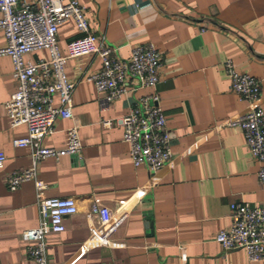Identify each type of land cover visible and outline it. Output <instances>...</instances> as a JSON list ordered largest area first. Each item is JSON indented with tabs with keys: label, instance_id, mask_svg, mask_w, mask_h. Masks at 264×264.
Segmentation results:
<instances>
[{
	"label": "crops",
	"instance_id": "crops-1",
	"mask_svg": "<svg viewBox=\"0 0 264 264\" xmlns=\"http://www.w3.org/2000/svg\"><path fill=\"white\" fill-rule=\"evenodd\" d=\"M67 1V0H64ZM89 31L128 59L136 45L151 44L160 58L153 89L128 83V92L110 103L85 77L100 68L90 55L68 58L67 79L74 84L71 117L57 118L42 141L61 149L65 131L75 127L77 156L51 158L36 166L37 178L52 198H72L76 213L64 230L44 236L46 264H264L250 262L243 250L222 251L214 236L230 224L229 205L264 209V182L258 163L237 127L226 121L245 113L247 102L232 93L222 63L258 82L264 111V0H79ZM81 36L72 20L57 28V48ZM3 38L0 32V46ZM35 51L24 60L46 58ZM16 89L11 62L0 57V264H33L21 232L37 223L30 181L14 190L7 176L29 166V151L12 141L26 136L24 125L9 127L3 103ZM156 93L170 135L169 163L155 173L133 167L121 128L104 126L128 113L141 96ZM53 105H57L56 96ZM106 207L125 221L105 245L88 242L98 226L91 204Z\"/></svg>",
	"mask_w": 264,
	"mask_h": 264
},
{
	"label": "built area",
	"instance_id": "built-area-1",
	"mask_svg": "<svg viewBox=\"0 0 264 264\" xmlns=\"http://www.w3.org/2000/svg\"><path fill=\"white\" fill-rule=\"evenodd\" d=\"M84 6L79 0H0V32L3 44L0 57L11 62V77L16 89L3 103L9 127L24 125L26 136L12 141L14 147L29 151V166L7 176V187L14 191L19 184L30 181L34 189L37 223L21 232L26 243L25 253L33 264H46L44 236L64 230L63 219L76 213L72 198H52L44 194L45 185L37 178V164L47 158L55 161L69 155L77 156L80 143L75 127L65 131V145L61 149L45 147L42 141L53 131L57 118L71 117V95L74 84L64 72L68 58L94 56L100 68L85 77L103 102L120 98L129 90L128 83L136 82L139 88L153 89L159 81L160 58L151 44L134 46L128 59L119 58L113 47L95 37L88 29ZM72 20L81 36L66 45V55L57 48V28ZM46 51L47 57L35 62L24 60L26 54ZM232 93L249 105V109L226 121L228 127H237L242 133L250 156L258 163L256 178L264 182V111L255 103L259 100L258 82L248 74L237 72L232 62L222 63ZM57 105H53V97ZM104 126L121 128V140L128 147L133 167L144 166L155 173L169 163L170 135L159 106L156 93L141 96L124 116L115 121H103ZM5 157L0 152V169ZM230 224L214 236L222 251L241 249L250 262L264 257V209L240 202L229 205ZM89 214L98 220L91 230L88 242L105 245L109 237L125 221L124 216L113 217L104 206L91 204Z\"/></svg>",
	"mask_w": 264,
	"mask_h": 264
}]
</instances>
